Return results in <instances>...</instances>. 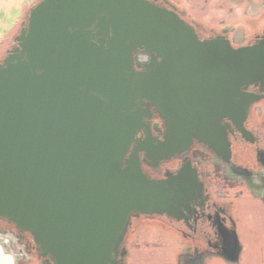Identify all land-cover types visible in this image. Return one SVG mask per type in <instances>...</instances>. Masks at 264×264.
Listing matches in <instances>:
<instances>
[{
    "label": "water",
    "instance_id": "water-1",
    "mask_svg": "<svg viewBox=\"0 0 264 264\" xmlns=\"http://www.w3.org/2000/svg\"><path fill=\"white\" fill-rule=\"evenodd\" d=\"M25 21L0 63V219L40 264H120L132 217L176 219L203 195L189 165L150 179L138 153L158 165L192 139L225 144L222 119L241 126L248 90L264 97V38L200 40L149 0H39ZM145 102L166 121L155 146L137 138Z\"/></svg>",
    "mask_w": 264,
    "mask_h": 264
},
{
    "label": "flooded vegetation",
    "instance_id": "flooded-vegetation-1",
    "mask_svg": "<svg viewBox=\"0 0 264 264\" xmlns=\"http://www.w3.org/2000/svg\"><path fill=\"white\" fill-rule=\"evenodd\" d=\"M149 2L174 11L183 20L186 17L182 6L174 0ZM23 22L20 23L17 34L13 36L12 43L5 49L0 63L18 47L15 38L26 26V21L24 25ZM192 26L200 40L220 36L230 39L224 30L217 31L198 24ZM261 26L262 28L256 30L250 40L243 44L235 46L231 42L233 47L253 45L263 39V21ZM248 93L260 98L249 106L243 124L239 126L228 119H222L220 123L218 134L225 140V144L211 148L208 143L192 139L187 151L171 159L162 160L158 165H153L144 153H138L142 172L150 179H164L166 175H174L185 165H189L195 170L197 180L202 184L203 195L176 219L164 215L132 217L118 256L120 264H127L130 258V239L141 225L150 226L174 241V264H237L233 261L237 250L238 264H244L248 245L242 242L240 235L239 204L242 201H249L264 211V97L257 88H250ZM145 103L147 106V114L143 118L145 127L138 133L137 138L142 141L148 140L155 146L164 140L166 121L149 102ZM254 211L255 222L260 225L262 212L258 209ZM259 228L263 230L261 225ZM0 230L14 232L18 246L28 254L37 255L29 234L18 232L11 223L1 219ZM234 233L238 245L234 243ZM260 254L264 261L263 250H260ZM43 261L48 259L41 258L40 263Z\"/></svg>",
    "mask_w": 264,
    "mask_h": 264
},
{
    "label": "rangeland",
    "instance_id": "rangeland-1",
    "mask_svg": "<svg viewBox=\"0 0 264 264\" xmlns=\"http://www.w3.org/2000/svg\"><path fill=\"white\" fill-rule=\"evenodd\" d=\"M39 0H0V58L12 43L20 23L25 21L28 10ZM193 24L217 31L224 30L233 42L241 45L250 40L253 33L261 29L264 22V0H174ZM240 235L248 245L244 264H264V211L249 201H242L238 207ZM258 209L262 212L261 230L254 219ZM0 244L12 253L17 264H40L18 246L13 236H0ZM130 258L127 264H174V241L150 226L141 225L129 243Z\"/></svg>",
    "mask_w": 264,
    "mask_h": 264
},
{
    "label": "crops",
    "instance_id": "crops-1",
    "mask_svg": "<svg viewBox=\"0 0 264 264\" xmlns=\"http://www.w3.org/2000/svg\"><path fill=\"white\" fill-rule=\"evenodd\" d=\"M0 264H17L12 253L4 249L2 244H0Z\"/></svg>",
    "mask_w": 264,
    "mask_h": 264
},
{
    "label": "trees",
    "instance_id": "trees-1",
    "mask_svg": "<svg viewBox=\"0 0 264 264\" xmlns=\"http://www.w3.org/2000/svg\"><path fill=\"white\" fill-rule=\"evenodd\" d=\"M184 21H185L186 23L190 24V25L193 24L191 21H189V20L187 19V17L184 18ZM36 254H37V253H36ZM31 255H32V257H34L36 263H40V260L38 259L37 255H33V254H31Z\"/></svg>",
    "mask_w": 264,
    "mask_h": 264
}]
</instances>
